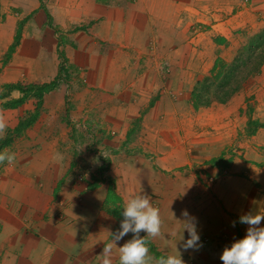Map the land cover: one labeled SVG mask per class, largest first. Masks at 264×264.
Returning a JSON list of instances; mask_svg holds the SVG:
<instances>
[{"label": "crops", "instance_id": "crops-1", "mask_svg": "<svg viewBox=\"0 0 264 264\" xmlns=\"http://www.w3.org/2000/svg\"><path fill=\"white\" fill-rule=\"evenodd\" d=\"M20 28L0 89L51 81L60 52L76 82L71 102L63 84L45 94L39 119L20 132L37 101L0 111L15 134L0 149L15 156L0 163V264H101L137 195L162 222L159 237L140 233L149 256L178 250L185 264H223L225 246L246 235L239 217L264 214V129L243 136L250 100L264 112V67L226 104L191 113V92L264 30V0H0V55ZM86 135L112 155L104 176L84 183L66 177L77 158L63 149ZM183 210L196 218L198 250L182 247ZM132 237L113 245L112 264Z\"/></svg>", "mask_w": 264, "mask_h": 264}, {"label": "clouds", "instance_id": "clouds-1", "mask_svg": "<svg viewBox=\"0 0 264 264\" xmlns=\"http://www.w3.org/2000/svg\"><path fill=\"white\" fill-rule=\"evenodd\" d=\"M6 123L0 118V135L6 130ZM15 159L14 154L0 153V163L7 161L11 164ZM123 220L120 229L113 233L112 243L103 247L100 254L101 264H112L113 245L120 241L129 232L133 237L126 241L119 250V264H185L181 253L177 250L176 255L167 254L158 259L149 256L145 237L155 239L161 235V218L159 210L151 204L148 196L137 195L125 202L121 212ZM183 231L187 230L188 239L185 241L183 234L180 238L184 241L182 247L185 251L189 249L198 250L202 247L197 232L196 218L189 215L187 210L182 211ZM235 221L232 226H235ZM239 223L247 225L246 235L242 239L235 240L230 247L225 246L219 259L223 264H264V214L248 212L239 217ZM141 231L146 232L141 237Z\"/></svg>", "mask_w": 264, "mask_h": 264}, {"label": "rangeland", "instance_id": "rangeland-1", "mask_svg": "<svg viewBox=\"0 0 264 264\" xmlns=\"http://www.w3.org/2000/svg\"><path fill=\"white\" fill-rule=\"evenodd\" d=\"M21 35H22V29L20 28L16 37L14 38V42H12V46L10 47V50L3 55H0V84H2V82L5 84L6 82H4V80H2V70L3 67L6 65V63L8 61H10V59L12 58L16 48L18 47V45L20 44V39H21ZM19 38V42L16 41ZM14 51H12L13 47ZM0 48H1V44H0ZM60 56L62 58L61 60V64L63 62V64L59 67V71L60 74H58V76H56L55 78H53L51 81H47L46 83H40L41 85H48V84H53V83H59L58 86L60 84H63L64 86V96L66 98V101L69 99H72L73 97V92L72 90H70L69 88L71 87L70 84L76 82L74 80L71 79L70 77V68H69V63L65 61L63 53L60 52ZM66 63V64H65ZM64 69L65 71L67 70V73L69 75V79L65 78L67 77V73H64ZM63 70V71H62ZM253 79V78H252ZM6 84H10V83H6ZM15 84V83H12ZM23 84V83H22ZM30 84H38V83H30ZM10 85H6L5 87H3L2 89H0V111H5V110H12L15 107H19V105H17L20 102L27 103L29 101H33L36 102L37 101V105L36 108L38 106V102H39V98L37 97L35 90L31 89V86H35V85H23L26 86L27 90L26 92H21L22 97L19 99H15L14 97L11 96V92L7 89V87ZM36 86H40V85H36ZM196 85L194 86L192 92H191V96L193 95V92L196 90ZM58 88V87H57ZM56 88V89H57ZM55 89V90H56ZM25 91V90H24ZM192 99V98H191ZM36 100V101H35ZM251 101L250 106L248 107L249 109V113H248V123H247V127L245 128V133H243V136L247 135V137H252L253 135L255 136L260 129H264V127L262 128H257L256 129V123H260V124H264V119H262V116L258 115H264V112H255L254 114V104ZM71 102V100H70ZM16 105V106H15ZM15 106V107H14ZM194 108V106H193ZM40 111H42L40 109ZM191 113H195L198 112L197 110H195V108L192 110H190ZM39 112L38 110L35 109V111H29V113L27 114V116L25 117V120L28 121V119L30 118V116L34 113ZM42 112H39L38 117L35 119V121L30 124L29 126H27L28 128L31 127L32 125H34L36 123V121L39 119V116ZM259 113V114H258ZM70 115V114H69ZM68 115V118H69ZM262 117V118H261ZM1 118V117H0ZM67 118V119H68ZM250 121H252V124H250ZM197 129L199 128L198 126L196 127ZM11 130L10 128H7V130H5L4 135H2V138H0V148H4L7 147L8 145H10L15 137V134L12 133L10 134L11 136H8V131ZM242 135V133H240ZM19 135V134H17ZM20 137V136H19ZM92 140V142H91ZM87 144V145H85ZM78 146L73 147L72 152H71V148L67 145H64V152H66L67 156L70 154H73V151H75V156L74 158H77L75 163L76 165L74 166V168H72L66 177H69L70 175L74 176L76 179H78L81 182H89V180L94 179V178H98L100 179V177L102 178V176H104V164L102 163L103 161H107L109 159V155L111 154V152H109L108 150H105V147L103 146V140L102 138H97L96 136H92V137H88L87 135L81 140V142L79 144H77ZM67 148V149H66ZM233 148L229 153L228 156L229 158L227 160L232 161L235 157H237L238 155V151H240V149H236ZM13 152V151H11ZM7 153V152H6ZM13 154V153H11ZM17 155V154H16ZM112 155V154H111ZM215 159H220L221 161H224V158H219L216 157ZM100 163V165H99Z\"/></svg>", "mask_w": 264, "mask_h": 264}, {"label": "trees", "instance_id": "trees-1", "mask_svg": "<svg viewBox=\"0 0 264 264\" xmlns=\"http://www.w3.org/2000/svg\"><path fill=\"white\" fill-rule=\"evenodd\" d=\"M16 41L19 42V38ZM14 48L15 46L12 51H14ZM263 67L264 30L248 40L247 44L238 52L232 63L226 65L218 62L210 76L197 83L196 90L192 95L195 110L198 111L202 107H208L214 102L221 104L228 103L234 95L242 90L244 84L261 73ZM58 84L55 82L53 84L30 87L35 90L39 98L36 110L40 112L44 95L54 91L58 87ZM7 89L9 91L19 90L21 92H26L27 90L26 86L19 83L10 85ZM22 104L23 102H20L17 105L20 106ZM39 112L32 114L28 121L23 120L20 123L18 132L27 129V126L32 124L38 117ZM250 124H252V121H250ZM256 124V129L264 127V124Z\"/></svg>", "mask_w": 264, "mask_h": 264}]
</instances>
